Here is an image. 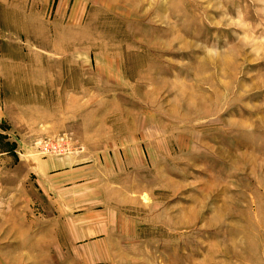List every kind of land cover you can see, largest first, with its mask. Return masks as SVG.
<instances>
[{
	"label": "rangeland",
	"instance_id": "1",
	"mask_svg": "<svg viewBox=\"0 0 264 264\" xmlns=\"http://www.w3.org/2000/svg\"><path fill=\"white\" fill-rule=\"evenodd\" d=\"M0 264H264V0H0Z\"/></svg>",
	"mask_w": 264,
	"mask_h": 264
},
{
	"label": "crops",
	"instance_id": "2",
	"mask_svg": "<svg viewBox=\"0 0 264 264\" xmlns=\"http://www.w3.org/2000/svg\"><path fill=\"white\" fill-rule=\"evenodd\" d=\"M53 166L55 167L57 174H56V177L54 178L55 179L54 187L52 188V190L50 189L49 192L51 193V191H53V189H54L55 196H56V202H57V204H59V161H56V162L55 161L54 162L48 161L46 163V165L44 166V168L42 169V171L45 172L46 178H47L48 177L47 175L50 171H52ZM50 177H53V176H50ZM46 178H45V181H44V178L43 179L41 178L40 182H41V184H45L47 186L48 180H46ZM57 211H59L58 208H57ZM58 216H59V214H58Z\"/></svg>",
	"mask_w": 264,
	"mask_h": 264
}]
</instances>
